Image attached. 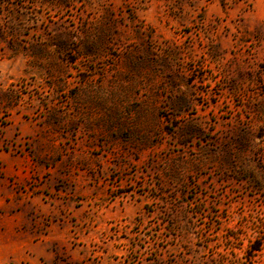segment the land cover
I'll use <instances>...</instances> for the list:
<instances>
[{
    "label": "rangeland",
    "instance_id": "rangeland-1",
    "mask_svg": "<svg viewBox=\"0 0 264 264\" xmlns=\"http://www.w3.org/2000/svg\"><path fill=\"white\" fill-rule=\"evenodd\" d=\"M0 264H264V0H0Z\"/></svg>",
    "mask_w": 264,
    "mask_h": 264
}]
</instances>
